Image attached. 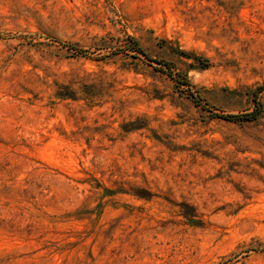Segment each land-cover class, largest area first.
Returning a JSON list of instances; mask_svg holds the SVG:
<instances>
[{
    "label": "rangeland",
    "instance_id": "374dc122",
    "mask_svg": "<svg viewBox=\"0 0 264 264\" xmlns=\"http://www.w3.org/2000/svg\"><path fill=\"white\" fill-rule=\"evenodd\" d=\"M0 264H264V0H0Z\"/></svg>",
    "mask_w": 264,
    "mask_h": 264
},
{
    "label": "trees",
    "instance_id": "16d2710c",
    "mask_svg": "<svg viewBox=\"0 0 264 264\" xmlns=\"http://www.w3.org/2000/svg\"><path fill=\"white\" fill-rule=\"evenodd\" d=\"M133 44H134V48L142 53H145L143 48H141V46L139 45V43L136 40H133ZM148 55V54H146ZM167 65H171L170 62H164ZM185 82L187 83V80H185ZM261 112V104L258 102L256 105V108L252 111V112H247L244 114H225L222 115V117L228 118V119H251V118H256Z\"/></svg>",
    "mask_w": 264,
    "mask_h": 264
}]
</instances>
